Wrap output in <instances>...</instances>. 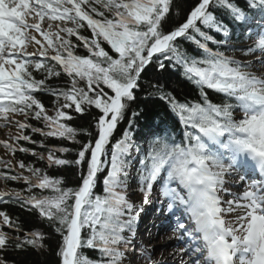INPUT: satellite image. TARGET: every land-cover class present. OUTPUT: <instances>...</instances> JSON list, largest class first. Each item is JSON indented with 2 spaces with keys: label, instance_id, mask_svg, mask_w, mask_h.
Masks as SVG:
<instances>
[{
  "label": "snow or ice",
  "instance_id": "6c2138e0",
  "mask_svg": "<svg viewBox=\"0 0 264 264\" xmlns=\"http://www.w3.org/2000/svg\"><path fill=\"white\" fill-rule=\"evenodd\" d=\"M236 29L253 45L228 48ZM177 71L199 102L166 90ZM149 98L167 105L181 134L151 124L142 149L133 137L146 116L131 106ZM0 124V203L33 217L25 228L0 209V264L50 252L53 234L57 264H156L137 235L154 195L181 242L179 264H264V0H0ZM68 168L76 187L47 171Z\"/></svg>",
  "mask_w": 264,
  "mask_h": 264
},
{
  "label": "trees",
  "instance_id": "16d2710c",
  "mask_svg": "<svg viewBox=\"0 0 264 264\" xmlns=\"http://www.w3.org/2000/svg\"><path fill=\"white\" fill-rule=\"evenodd\" d=\"M191 2L192 0H187V3H191ZM237 2L241 6H243L244 0H237ZM218 15H220L223 18L225 23L229 24L230 28L232 27L231 23H229L230 18L228 17L227 13L221 11V12H218ZM209 34L215 36L216 38H219V34H216L213 32H209ZM232 38H233L232 43H237V44L248 40V38L242 36V33L239 29L235 30ZM209 47L213 48V50H216L217 48V46L213 45L211 42H209ZM184 48L189 54H193V55L197 54L196 52H194V46L191 44L185 43ZM220 50L224 51L225 47L221 46ZM227 52H231V51H226V54ZM146 79H152V77L149 76ZM166 90L172 92V94L176 96L177 100L181 102H199L201 100L198 89L193 84H191L186 79H184L180 75L179 71H177L171 77L170 83L166 85ZM42 99L47 104L50 100V97L44 96L42 97ZM209 99L213 103H220L222 98L218 94L212 91H209ZM131 108L137 111L143 109V111L141 112V115L146 116V119H140L139 117L137 118L136 120L137 126L135 129V135L133 137L134 141L137 144H139L142 149L144 148V145H145L144 137L147 134L148 126L151 124H161L162 120L167 122L168 131L171 133H174L177 139L180 138L181 129L179 127V124L176 123L175 127H173L175 117L172 116L171 113H169L167 109V105L163 101L154 100L152 98H149L148 100L140 99L138 102L133 103ZM76 123L81 124L85 127L88 126V121L85 120V118L78 117ZM126 126H127L126 122L120 125L116 133L117 137H119L122 129ZM49 143H60V142L55 141V140H50ZM25 146L35 147L33 145H27V144H25ZM66 146L72 147V145L70 144H66ZM73 155L74 154L72 153L67 154L69 159H71ZM14 159H17V160L22 159L28 163L36 162L35 157L26 155L24 153H17ZM37 166L43 167V164L39 163ZM0 171H6V169L3 168V169H0ZM47 171L50 174H53L56 176H63L65 185L68 187H76L79 182L78 176L75 172V169L73 168H68L67 170L48 169ZM10 174H15V173H10ZM25 187L26 186L24 185L23 181H9L8 182L9 189L15 188L17 190H20ZM102 188H103V185H102V182H100L97 185L96 191L98 193H101ZM0 209L7 211L10 215L18 216L20 220L23 222L25 228H29L32 226L33 217H31L28 213H25L22 210H20L14 204L0 203ZM56 239L57 238L55 237V234H53L50 237L49 247L51 251L44 255L31 254V253L29 254L10 253L9 258L12 260H15L17 264H57V257L54 255L56 247H57ZM84 251L89 257L93 259L97 257V253L94 251H91L88 249H85Z\"/></svg>",
  "mask_w": 264,
  "mask_h": 264
},
{
  "label": "rangeland",
  "instance_id": "374dc122",
  "mask_svg": "<svg viewBox=\"0 0 264 264\" xmlns=\"http://www.w3.org/2000/svg\"><path fill=\"white\" fill-rule=\"evenodd\" d=\"M39 38V37H38ZM250 40V41H249ZM254 43V38L249 39L241 43H232L231 38L228 48L243 49L252 46ZM31 50V49H30ZM226 55L234 56L235 59L244 61L253 59V57H245L240 51L236 52H227ZM145 147V146H144ZM3 149V148H2ZM133 158L137 159L135 151L133 152ZM135 159V160H136ZM136 162V163H135ZM132 163V175H135L137 161ZM0 169H3V166L0 165ZM133 185L135 181H130ZM0 187H3L1 183ZM130 198L133 202L140 204L142 201V195L139 193H134L130 195ZM164 223L162 228L154 227ZM151 227L156 228L157 232L153 231L152 233L147 234V228ZM149 236V239L146 240V235ZM137 235L142 246L148 245L151 247L154 254L153 258L156 261V264H179V256L175 252V248L180 246L181 242L177 240L176 233L167 227L165 224V217L162 215L161 206L156 203L155 195L152 198V203L144 205V211L141 213L140 222L137 226ZM174 253V256H173Z\"/></svg>",
  "mask_w": 264,
  "mask_h": 264
},
{
  "label": "bare ground",
  "instance_id": "6f19581e",
  "mask_svg": "<svg viewBox=\"0 0 264 264\" xmlns=\"http://www.w3.org/2000/svg\"><path fill=\"white\" fill-rule=\"evenodd\" d=\"M238 38V37H237ZM250 41V40H249ZM6 129H4L3 127H2V124H0V139H4V138H6L5 137V133H6ZM4 155V149H2V147H0V156H3ZM0 185H1V183H0ZM153 231H155V233L157 232V229L156 228H151V227H148L147 228V234H149V233H152ZM145 234V233H144ZM146 235V234H145ZM150 236V235H149ZM149 236H147L146 235V240H148L149 239ZM173 256H174V253H173Z\"/></svg>",
  "mask_w": 264,
  "mask_h": 264
}]
</instances>
